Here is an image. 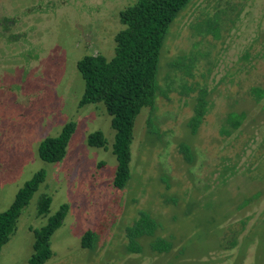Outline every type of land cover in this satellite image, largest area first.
Wrapping results in <instances>:
<instances>
[{"label": "rangeland", "instance_id": "374dc122", "mask_svg": "<svg viewBox=\"0 0 264 264\" xmlns=\"http://www.w3.org/2000/svg\"><path fill=\"white\" fill-rule=\"evenodd\" d=\"M132 1L0 0V212L35 172L46 170L0 264H29L32 229L62 204L68 212L44 264H264V239L244 241L254 230L264 237V98L256 102L250 92L264 88V0H191L173 22L160 74L175 56L202 53L193 81L208 88L211 107L196 133L187 128L195 93L173 92L144 107L135 125L132 178L118 189L112 116L102 104L79 105L84 80L77 62L95 52L114 55L119 12ZM219 15L218 38L196 33V24ZM231 111L246 119L225 135ZM71 120L76 128L63 159L43 161L41 141ZM149 120L157 133H150ZM98 130L105 147L89 145ZM181 142L189 144L192 162L179 151ZM41 193L51 197L48 215L37 213ZM140 210L162 223L159 234L173 236L171 252H126L125 229ZM87 230L99 236L95 249L81 244ZM231 234L239 244L225 248Z\"/></svg>", "mask_w": 264, "mask_h": 264}, {"label": "trees", "instance_id": "16d2710c", "mask_svg": "<svg viewBox=\"0 0 264 264\" xmlns=\"http://www.w3.org/2000/svg\"><path fill=\"white\" fill-rule=\"evenodd\" d=\"M191 0H133L119 12L122 28L115 35V52L108 58L100 52L85 54L77 67L84 80V92L79 101L80 106L102 104L112 116L114 137L112 152L116 156L117 166L113 185L124 188L132 178V146L135 125L144 107H154L158 97L169 98L173 92L194 97L193 114L187 121V128L196 133L204 122L211 107L210 91L205 85L193 81L194 67L202 53L192 52L175 56L167 66L163 77L160 74L162 51L168 38L170 28L180 13ZM224 28L220 15L218 20L212 16L195 26L199 35L212 34L218 38ZM251 95L256 102L264 98V88L253 86ZM246 119L243 111H231L227 114L222 132L229 135L238 130ZM149 131L157 133L152 120ZM76 123L67 122L56 136L46 137L38 148L39 157L45 162H57L63 159ZM89 145L105 147L107 140L102 131H95L88 136ZM179 151L188 162L194 155L186 142L179 143ZM46 179V170L39 169L18 190L14 200L4 211L0 212V254L17 230V223L24 208L30 203L35 192ZM261 193H257L259 196ZM249 199H244L243 206ZM51 197L41 193L38 200V215H48ZM68 212L67 204H62L45 224L33 228V252L29 264H44L53 255L51 238L63 224ZM162 223L148 210H140L138 216L125 229L128 254H144L145 248L151 252L169 253L174 248L172 237L159 234ZM232 235V234H231ZM260 237L254 230L245 237V242H252L253 237ZM225 248L239 244L235 234L226 238ZM248 239L250 241H248ZM99 236L94 230H87L81 240L84 248L95 249ZM243 241V242H244ZM264 246V242L262 243Z\"/></svg>", "mask_w": 264, "mask_h": 264}]
</instances>
